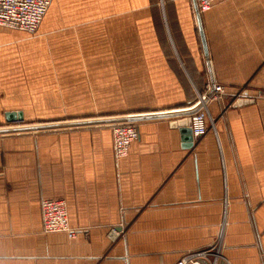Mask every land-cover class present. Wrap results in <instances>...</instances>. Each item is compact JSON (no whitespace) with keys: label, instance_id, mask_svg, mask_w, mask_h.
<instances>
[{"label":"crops","instance_id":"0c3cea01","mask_svg":"<svg viewBox=\"0 0 264 264\" xmlns=\"http://www.w3.org/2000/svg\"><path fill=\"white\" fill-rule=\"evenodd\" d=\"M164 3L53 0L40 35L68 19L82 25L135 19L150 42L143 54L158 60L148 69L160 71V111L119 116L184 110L206 92L196 79L208 88L210 76L193 0L168 8L196 78L170 31L180 68L169 62L152 14ZM202 22L214 79L225 93L207 103L212 128L192 147L173 124L182 117L136 122L139 140L121 160L112 124L0 135V264H177L220 237L228 264H264V100H254L264 91V0H217ZM30 35L0 27V129L26 126L20 69L23 46H34ZM13 112L23 120L9 123ZM110 117L118 115L104 118ZM44 199L66 201L75 238L44 232ZM113 230L121 235L112 238Z\"/></svg>","mask_w":264,"mask_h":264},{"label":"rangeland","instance_id":"374dc122","mask_svg":"<svg viewBox=\"0 0 264 264\" xmlns=\"http://www.w3.org/2000/svg\"><path fill=\"white\" fill-rule=\"evenodd\" d=\"M163 1L164 7L152 8L160 32L159 45L166 50L169 62L180 68L181 59L173 51L170 31L175 48L196 78L192 60L187 59L186 45L178 33L176 18L169 12L168 6L174 1ZM165 13L169 29L164 22ZM69 22L70 19L60 22L44 35H40V25L38 31L30 35L34 46L31 44L26 49L23 46L21 50V106L30 107L28 118L21 125L160 111V80L157 79L160 71L148 69L158 60L150 61L148 57L156 56L143 54L142 50L150 45L143 26L135 19L121 23L107 20L89 25ZM115 46L130 47L127 51L131 53H99L113 50ZM34 66L35 71L31 73L35 78H31L28 70ZM195 82L198 91L207 92L201 78ZM186 87L192 89L190 84Z\"/></svg>","mask_w":264,"mask_h":264},{"label":"built area","instance_id":"2783aa9c","mask_svg":"<svg viewBox=\"0 0 264 264\" xmlns=\"http://www.w3.org/2000/svg\"><path fill=\"white\" fill-rule=\"evenodd\" d=\"M53 0H0V27L20 30L28 34L38 31L44 17L46 16ZM176 1V0H174ZM217 0H197L200 14L209 12ZM211 86L207 92L200 96L199 100L191 106L193 108L202 104V108L191 116L189 128L194 140L200 139L208 134L212 128L207 103L217 99L225 93V88L216 85L215 92L209 97L208 102L204 99L208 96ZM243 93L240 94V96ZM263 99L264 91L256 94L254 100ZM114 150L118 160L128 157L131 146L139 140L140 133L136 125L125 123L113 125ZM44 232L46 234L66 233L70 238H75L77 232L70 226L67 203L61 199H44L41 203ZM121 232L111 231L112 238L121 235ZM177 264H228L222 255L221 237L214 246L193 252L182 257Z\"/></svg>","mask_w":264,"mask_h":264},{"label":"water","instance_id":"95a60500","mask_svg":"<svg viewBox=\"0 0 264 264\" xmlns=\"http://www.w3.org/2000/svg\"><path fill=\"white\" fill-rule=\"evenodd\" d=\"M195 12H196V20L198 25V30L201 36L202 45L204 49V54L206 57V64L210 76V86L211 90L208 96L204 99V102L207 103L209 97L213 95L216 89V82L214 79V75L212 72V66L210 61V55L208 50V45L206 41V35L204 32L203 22H202V15L198 10L197 0H193ZM202 108V104H198L193 108H187L184 110H175L170 112H155V113H146V114H134V115H126V116H118L112 118H104V119H94V120H83V121H72V122H65V123H49V124H41V125H34V126H19L13 128H1L0 135H8V134H21V133H42L48 130H57L60 128H76V127H84V126H93V125H101V124H125L130 123L134 124L139 121L149 120V119H162V118H178L182 117V119L178 122H173L176 127L181 129L183 134L184 140H188L190 143L187 144L188 147H192L194 144V138L192 135V131L189 128L191 124V116L197 113ZM7 120L9 123L22 121L23 114L22 113H9L7 114Z\"/></svg>","mask_w":264,"mask_h":264},{"label":"trees","instance_id":"16d2710c","mask_svg":"<svg viewBox=\"0 0 264 264\" xmlns=\"http://www.w3.org/2000/svg\"><path fill=\"white\" fill-rule=\"evenodd\" d=\"M110 118H112V117H110Z\"/></svg>","mask_w":264,"mask_h":264}]
</instances>
